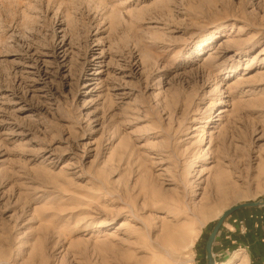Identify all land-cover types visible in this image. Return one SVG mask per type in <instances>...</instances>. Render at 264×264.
Here are the masks:
<instances>
[{
	"label": "rangeland",
	"instance_id": "374dc122",
	"mask_svg": "<svg viewBox=\"0 0 264 264\" xmlns=\"http://www.w3.org/2000/svg\"><path fill=\"white\" fill-rule=\"evenodd\" d=\"M262 199L264 0H0V264H206Z\"/></svg>",
	"mask_w": 264,
	"mask_h": 264
},
{
	"label": "water",
	"instance_id": "95a60500",
	"mask_svg": "<svg viewBox=\"0 0 264 264\" xmlns=\"http://www.w3.org/2000/svg\"><path fill=\"white\" fill-rule=\"evenodd\" d=\"M257 207H264V199L257 201V202H248L246 204H239L232 206L230 209L224 211L221 216L217 219L212 228L211 234L205 242L204 250L206 251V264H215L214 254H213V246L215 240L218 236V232L221 229L224 222L231 217V215L239 210L242 209H249V208H257Z\"/></svg>",
	"mask_w": 264,
	"mask_h": 264
},
{
	"label": "bare ground",
	"instance_id": "6f19581e",
	"mask_svg": "<svg viewBox=\"0 0 264 264\" xmlns=\"http://www.w3.org/2000/svg\"><path fill=\"white\" fill-rule=\"evenodd\" d=\"M219 216H221V214H220ZM192 231H193V230H192ZM180 234H181V235H180ZM180 234H179V236H175V239H177V240L179 239V240H180V238H181V239H182L183 237L188 238V237L190 236L189 233H187V232H181ZM187 240H188V239H187ZM162 245H163V244H162ZM162 245H161V246H162ZM186 246H187V245H186ZM190 246H192V245H190ZM190 246H189V247H190Z\"/></svg>",
	"mask_w": 264,
	"mask_h": 264
}]
</instances>
